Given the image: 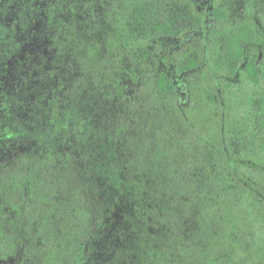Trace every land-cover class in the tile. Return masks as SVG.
Instances as JSON below:
<instances>
[{
    "label": "trees",
    "instance_id": "1",
    "mask_svg": "<svg viewBox=\"0 0 264 264\" xmlns=\"http://www.w3.org/2000/svg\"><path fill=\"white\" fill-rule=\"evenodd\" d=\"M98 1L112 6L111 35L97 45L55 31L57 74L30 103L28 132L15 126L33 146L0 166V261L97 264L115 216L129 239L112 240L109 264H264V246L237 254L238 227L264 219V175L251 169L264 155V60L261 80L258 57L246 61L256 26L221 38L216 63L230 75L243 63L260 89L221 127L216 106L159 71L150 49L197 28L189 10L178 0Z\"/></svg>",
    "mask_w": 264,
    "mask_h": 264
},
{
    "label": "rangeland",
    "instance_id": "2",
    "mask_svg": "<svg viewBox=\"0 0 264 264\" xmlns=\"http://www.w3.org/2000/svg\"><path fill=\"white\" fill-rule=\"evenodd\" d=\"M198 20L200 25L177 37L162 36L150 41V49L158 70L166 73L179 87H190L194 95L202 94L210 108H217L221 127L230 122L232 107L239 109V101L246 96L258 95L245 72L243 63L230 75L223 65L216 63L221 38L231 30L245 25L256 26L246 61L257 56V74L261 80L264 60V10L257 0H178ZM110 1L98 0H0V135L13 137L0 142V166H6L21 154L32 149V143L18 132H28L26 124L29 105L41 97L47 86L48 71L57 74L54 62V32L70 28L74 37L83 43L101 45L111 35ZM116 11V10H114ZM110 15V14H109ZM191 62L195 67L184 70ZM218 106V107H217ZM215 111V110H214ZM187 115V113H185ZM226 118V119H225ZM226 120V121H225ZM226 123V124H225ZM251 169L254 177L264 175V155L255 156ZM264 178V177H263ZM106 236L113 251L112 240L129 239L126 223L121 218L108 216ZM238 227L241 237L237 254L258 250L264 246V219L245 222ZM116 246V245H115ZM97 253V264H109L116 253ZM257 253V252H255ZM261 264V259H258ZM256 263V264H257ZM0 264H25L21 254Z\"/></svg>",
    "mask_w": 264,
    "mask_h": 264
}]
</instances>
